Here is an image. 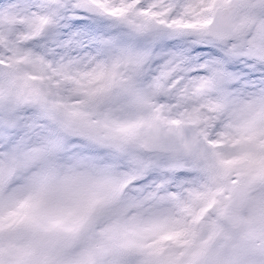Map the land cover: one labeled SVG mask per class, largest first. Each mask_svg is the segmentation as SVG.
Wrapping results in <instances>:
<instances>
[{"label":"snow or ice","instance_id":"6c2138e0","mask_svg":"<svg viewBox=\"0 0 264 264\" xmlns=\"http://www.w3.org/2000/svg\"><path fill=\"white\" fill-rule=\"evenodd\" d=\"M0 264H264V0H0Z\"/></svg>","mask_w":264,"mask_h":264}]
</instances>
